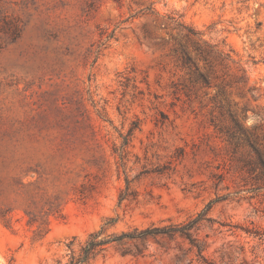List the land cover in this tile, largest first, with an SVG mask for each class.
I'll return each mask as SVG.
<instances>
[{
	"label": "rangeland",
	"instance_id": "374dc122",
	"mask_svg": "<svg viewBox=\"0 0 264 264\" xmlns=\"http://www.w3.org/2000/svg\"><path fill=\"white\" fill-rule=\"evenodd\" d=\"M232 119L264 152V0H0V264H64L99 229H179L210 202L189 239L88 264H264Z\"/></svg>",
	"mask_w": 264,
	"mask_h": 264
},
{
	"label": "trees",
	"instance_id": "16d2710c",
	"mask_svg": "<svg viewBox=\"0 0 264 264\" xmlns=\"http://www.w3.org/2000/svg\"><path fill=\"white\" fill-rule=\"evenodd\" d=\"M188 32H192L190 29H188ZM192 34H194L192 32ZM183 62L189 63L190 58L186 53H183ZM233 125H234V131L227 133V140L229 142H234L235 144L238 143L239 139L243 138L248 145L252 148L255 154V162L254 165L251 163H247L245 166L247 168L248 173H252L255 171L256 168L259 169V178L264 184V152L259 150L255 147V144H253L248 137V134L243 127L237 122L235 119H232ZM124 199L123 195L121 194L119 196V200L121 201ZM212 202H210L206 207L205 211L203 213L198 214L195 218L189 220L186 224L181 226L179 229L175 228H156L152 230H143L138 233H125L120 236H108L104 237L102 239H99L100 234L102 233V229H99L96 232L91 233L88 236L87 241L85 244L81 247L79 253L77 255L72 254L69 257V260L64 264H88L89 261H91L96 255H98L101 251H103L106 246L113 241L122 240L123 238L128 239H135V238H142L150 233L154 234H163V235H170V234H176L179 233L180 236H184L189 239L190 231L193 229H196V226L204 220L205 213L209 210L210 205ZM114 220H108L106 224H112ZM254 236H258L259 239H261L260 235L258 233H254Z\"/></svg>",
	"mask_w": 264,
	"mask_h": 264
}]
</instances>
